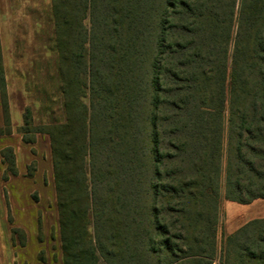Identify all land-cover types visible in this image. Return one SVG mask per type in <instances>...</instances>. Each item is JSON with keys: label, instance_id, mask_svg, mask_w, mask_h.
<instances>
[{"label": "trees", "instance_id": "obj_1", "mask_svg": "<svg viewBox=\"0 0 264 264\" xmlns=\"http://www.w3.org/2000/svg\"><path fill=\"white\" fill-rule=\"evenodd\" d=\"M51 11L61 110L21 133L50 138L64 264H215L222 199H264V0ZM220 260L264 264V219Z\"/></svg>", "mask_w": 264, "mask_h": 264}, {"label": "rangeland", "instance_id": "obj_2", "mask_svg": "<svg viewBox=\"0 0 264 264\" xmlns=\"http://www.w3.org/2000/svg\"><path fill=\"white\" fill-rule=\"evenodd\" d=\"M54 39L51 0H0V264H64L50 138L21 133L27 110L35 125L60 114ZM225 235L221 214L215 264Z\"/></svg>", "mask_w": 264, "mask_h": 264}, {"label": "crops", "instance_id": "obj_3", "mask_svg": "<svg viewBox=\"0 0 264 264\" xmlns=\"http://www.w3.org/2000/svg\"><path fill=\"white\" fill-rule=\"evenodd\" d=\"M0 221H6L4 203L0 198ZM223 215L224 231L232 234L250 221L264 219V199H256L248 204H241L222 199L220 216Z\"/></svg>", "mask_w": 264, "mask_h": 264}]
</instances>
